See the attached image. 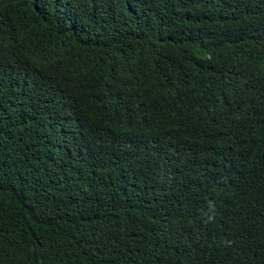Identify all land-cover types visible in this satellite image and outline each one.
I'll return each instance as SVG.
<instances>
[{
  "label": "trees",
  "instance_id": "1",
  "mask_svg": "<svg viewBox=\"0 0 264 264\" xmlns=\"http://www.w3.org/2000/svg\"><path fill=\"white\" fill-rule=\"evenodd\" d=\"M0 264H264V0H0Z\"/></svg>",
  "mask_w": 264,
  "mask_h": 264
}]
</instances>
